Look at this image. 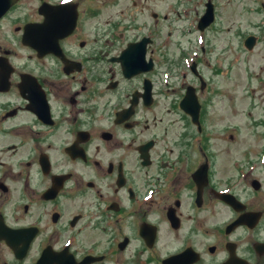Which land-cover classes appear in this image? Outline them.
<instances>
[{"label": "flooded vegetation", "instance_id": "1", "mask_svg": "<svg viewBox=\"0 0 264 264\" xmlns=\"http://www.w3.org/2000/svg\"><path fill=\"white\" fill-rule=\"evenodd\" d=\"M181 1L197 15L204 58L190 40L189 72L168 71L160 83L153 36L94 34L97 13L79 0H18L4 12L0 264H264V135L260 150L240 158L235 144L216 145L209 107L226 88L203 68L208 55L222 63L235 51L260 70L264 0ZM208 5L214 19L201 30ZM224 7L251 30L238 28L220 48ZM144 39L145 68L153 67L128 77L124 64L142 54L131 47ZM218 62L214 75L232 73ZM190 90L197 123L182 107ZM235 181L249 183V193L235 191ZM241 217L247 224H235Z\"/></svg>", "mask_w": 264, "mask_h": 264}, {"label": "rangeland", "instance_id": "2", "mask_svg": "<svg viewBox=\"0 0 264 264\" xmlns=\"http://www.w3.org/2000/svg\"><path fill=\"white\" fill-rule=\"evenodd\" d=\"M83 2L84 8H93V11L97 13L93 19L89 22V27L94 34L103 35L108 34L110 39H117L121 34H127L129 38L139 35H151L156 41L153 46V58L157 61V70L160 73V80L156 79L159 83L162 78L168 75V71H176L180 74L183 72L188 73L186 69V60H184L183 67V53L186 50L188 52L191 43H194L196 50L201 60L204 55H201L199 42V34L194 30V21L197 20V15L194 10L190 11L187 15V7L181 0H79ZM221 14V21L218 23L223 29L218 32L217 37L214 39L217 43H220V48L225 47L230 38L233 37L234 32L239 28L240 32H244V35L251 30L248 27L247 19L242 16L232 15L230 12L225 11L223 8ZM153 13L157 14V18L153 17ZM226 13V15H225ZM193 19L190 24L188 20ZM245 20V21H244ZM253 20H255L253 18ZM191 25V29H189ZM193 32L192 34H189ZM237 40H235V45ZM189 45V46H188ZM234 48V47H233ZM223 49L222 51H224ZM217 52V51H216ZM229 54L224 57L222 63L218 62L216 53L208 55L206 58L211 62V66L204 64L203 68L207 77L213 82H221L222 86H225L226 90H223L224 96L210 106L208 117L212 119V125H215L213 134L221 131L219 136L220 140H216L218 146H234L235 144V158H240L239 151L243 149L260 150L261 141L264 135V126L256 127L254 129L253 120H260L264 118V101L259 100V97L264 98V68L261 64H264V59L259 64V68H256V64H253L252 68H248L246 63L249 62V54L235 53ZM183 56V57H182ZM212 56V58H210ZM241 60V62H240ZM242 60L244 62H242ZM214 62H218L217 65H222L223 68L233 67L232 73L222 72L220 77L214 75ZM233 62V64H232ZM250 63V62H249ZM257 63V62H255ZM238 64V65H237ZM233 65V66H232ZM262 68V69H261ZM251 70L252 77L246 78L245 73ZM225 71V70H224ZM253 72V73H252ZM170 75V73H169ZM169 80L167 79L166 82ZM187 83H192L194 80L189 77L186 79ZM165 82V80H163ZM252 84L254 89L251 96L250 92L245 91V83ZM234 92L231 98H227L230 94H226L228 90ZM247 92V93H246ZM208 94V93H206ZM254 98V99H253ZM235 105V106H230ZM235 102V103H234ZM257 103V104H256ZM252 104H255L252 106ZM249 113V115H248ZM232 125H235V131L229 133V129ZM193 129V128H192ZM238 129V130H237ZM211 130V131H212ZM211 131H209L211 133ZM230 134H235V142L229 138ZM260 148V149H259ZM240 152L239 154H241ZM237 165H235L236 167ZM236 170V168H235ZM237 172L235 171V179H237ZM258 174V173H257ZM263 179L264 176H261ZM249 183H239L235 181V191L248 192L247 186Z\"/></svg>", "mask_w": 264, "mask_h": 264}, {"label": "water", "instance_id": "3", "mask_svg": "<svg viewBox=\"0 0 264 264\" xmlns=\"http://www.w3.org/2000/svg\"><path fill=\"white\" fill-rule=\"evenodd\" d=\"M18 0H0V18L3 16L4 12L6 10H8L14 3H16ZM156 17V15H154ZM77 18V12H75L74 14V22L76 23V19ZM214 19V11L213 8L210 6H208V10L206 12V14L203 16V18L201 19L200 23H199V28L201 30H203L204 25L209 26ZM148 39H144L143 41L134 44L133 47H131V49H133L134 47L136 49L141 50L142 54L139 56H136L133 58V61L131 63H126L124 64V68H125V74L126 76L130 77L131 75H133V73H138V72H145L146 70H148V68L153 67V63L152 61L150 63H148V68H145L146 60H145V55H146V45H147ZM128 52V50H127ZM122 59V57L120 58V60ZM128 67V68H127ZM192 98L194 99L192 101ZM182 107L184 108V110L186 112H188L192 117L194 122H198V116H199V106L197 103V100L194 98V92H192L191 90L188 92L186 100L182 103ZM255 187H257V184L255 183ZM237 201L235 200V206L237 205ZM252 215V214H250ZM250 215H244L245 217H250ZM255 218V217H254ZM241 224L242 218L239 219V221H236L235 224ZM242 224H247V223H242Z\"/></svg>", "mask_w": 264, "mask_h": 264}]
</instances>
